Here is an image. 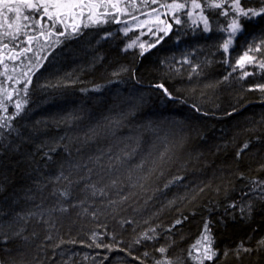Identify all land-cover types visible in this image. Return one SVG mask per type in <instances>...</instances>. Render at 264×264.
<instances>
[{"label": "trees", "instance_id": "16d2710c", "mask_svg": "<svg viewBox=\"0 0 264 264\" xmlns=\"http://www.w3.org/2000/svg\"><path fill=\"white\" fill-rule=\"evenodd\" d=\"M245 30L263 31L264 21L246 22ZM170 40L163 36L140 56L124 49L121 36L104 39L93 64L69 65L76 81L29 88L24 111L9 120L14 130L0 129V264H64L61 253L90 244L94 230L108 229L127 246L144 223L156 227L155 243L189 257L206 220L217 255L205 264H264V185L257 186L264 181V94L225 81L220 63L198 78L167 74L159 56ZM116 83L122 94L100 91ZM15 103H7V117ZM177 175L182 180L165 188ZM251 194L259 197L247 205ZM42 212L51 213L49 232L29 216ZM153 244L140 247L152 251Z\"/></svg>", "mask_w": 264, "mask_h": 264}, {"label": "rangeland", "instance_id": "374dc122", "mask_svg": "<svg viewBox=\"0 0 264 264\" xmlns=\"http://www.w3.org/2000/svg\"><path fill=\"white\" fill-rule=\"evenodd\" d=\"M245 1L254 2L256 0ZM168 3H171V0H121L120 7L123 8L127 4V12H122L120 18H118V22L112 20L99 26L87 27L81 30L78 35L71 38L68 37V41L64 40L58 44L56 41L50 46L37 44L33 53L23 54L17 56L16 59L5 61L0 67V87L6 88L9 94H13L12 100L18 102L27 96L23 90V84L27 80L24 73L31 76L29 88L32 87L35 92H45L47 89L70 84L76 81V79L73 77V72L68 71L69 65L80 62H90V64H93L97 60L95 48L102 40L121 36L126 39L125 46L132 41H136V45L133 48L126 49L124 46V49L139 54L142 51L140 45L148 48L149 45H153L160 37L165 35L168 23L171 25L168 34L171 36V40L167 47L164 50L162 49L163 51L159 56V63L167 74L178 78H198L205 67L213 63H220L227 67L228 82L245 92L249 91L248 89L254 85L264 84V70L259 67V63L264 62V53H250V55H254L257 59L255 65H246L244 69L237 68L236 72H233L232 67L229 66H235L236 60L249 48L253 40L258 42L261 38H264V30H258L257 33H250L245 30L239 36V39L235 41L230 55L226 56L222 51H218L216 47L218 43L222 42L220 33L213 31L206 34L196 30L187 17H182V20L186 21L185 23L177 24L171 10L167 7H165L164 11L168 21L165 20L164 11L161 9V6ZM9 6L16 7L15 0H11ZM260 6L259 3L257 8ZM150 10L153 11L134 18V16ZM3 11L9 15L10 19L8 22L13 23L14 27L16 23L21 25V32L15 40L4 37L3 43L0 44V52H4V49H6V53H8L10 47L5 48L3 44H14L17 41L25 42V38L33 33L36 26L34 17L36 14H42V10L40 13H33L29 20H23L22 16L18 18L15 13H8L7 7H4ZM212 20L214 22H223L221 17H216ZM259 21H264V17H256L250 22L257 24ZM85 22L88 21L85 20ZM0 24H4L3 17H0ZM25 24L28 27L24 28L23 25ZM125 29L128 30L127 33ZM11 30L7 28L6 24L3 29H0V31ZM109 33L111 35H108ZM76 44L82 45V50L80 49V51L83 52L78 53V55L74 52ZM225 59H228V63L224 62ZM194 67L196 71H193ZM244 71H248L252 75L241 80L239 77ZM230 73L231 75H229ZM9 77L12 79H9ZM116 84L118 85L115 88L110 84L100 91H104L107 94H122V85ZM97 91L95 92L97 93ZM254 91L258 93L259 97L262 96L259 90ZM0 99H3V96H0ZM0 113L2 117H7L8 112L6 114V112L0 110ZM37 122L48 123V120L40 118ZM64 192L66 191H59L60 194ZM66 196L61 195L62 199H68ZM258 197L259 195L257 194H251L246 199L245 204H250L252 199ZM57 208L60 213L66 211V206L62 205L61 201H58ZM29 216L35 217L41 225L46 227L47 232L52 230L51 213L42 212L40 216L37 214ZM119 224L121 225L120 222ZM121 227L123 228V226ZM149 229H155L154 233L149 232V235H153L155 238L156 227L147 223L135 226L134 232H136V237L127 246H125L124 240H118L117 236L108 231V229L94 230L90 236V244H85L84 246L79 244L76 247V251L69 254L68 252L61 253L63 254V262L64 264H155L156 260L162 258L161 253L157 249L163 246L160 242L158 244L155 243L154 238L150 240L141 239L142 234ZM48 238H51V234L48 235ZM137 239H141V242L138 244L135 242ZM147 242H154L153 246L156 249L151 247L152 251H150L147 246H143L141 249L140 246ZM105 246H109L111 250ZM138 247L139 249H137ZM165 247H167V252L164 255L171 264H196V261L182 253L171 254L170 248H173L172 244H168ZM200 251L202 252L203 249L201 248ZM196 255L198 253L195 250L193 256ZM213 264H217L216 261Z\"/></svg>", "mask_w": 264, "mask_h": 264}, {"label": "snow or ice", "instance_id": "6c2138e0", "mask_svg": "<svg viewBox=\"0 0 264 264\" xmlns=\"http://www.w3.org/2000/svg\"><path fill=\"white\" fill-rule=\"evenodd\" d=\"M11 0H0V17H3L4 24H0V29L5 27V24L8 29L11 31H0V44L3 43V38L8 37L11 40H15L20 32L21 25L19 23L14 24L9 23V15H7L3 8L7 7L8 13H15L19 18L22 16L23 20H29L33 13H40L42 10V15L46 16L49 21H51L50 28H56L57 24H62L65 26L64 32H59L60 36H68L71 38L74 35H78L82 28H87L91 26H99L104 23L111 22L116 20L118 22V17L114 15V12H127V4L123 8L120 7L121 0H15L16 7L9 6ZM260 7L252 8L245 6V0H171V3L162 5L171 10L175 23L181 24L186 21L182 20V17H187L191 21V24L195 26L196 30L202 31L203 33H211L213 31L221 34V41L216 45L218 51H222L226 56L230 55L234 43L239 36L242 35L245 31L246 22L252 21L256 17H264V0H259ZM217 16L223 19V22L213 21L211 17ZM87 20L88 22H85ZM24 28L28 25H23ZM171 28V25L168 26ZM71 29L69 32L68 29ZM127 29L125 32L127 33ZM52 33L49 32V35ZM40 35H44L43 32ZM108 35H111L109 33ZM167 35V32H165ZM160 37L159 39H162ZM35 39V37H29V41ZM157 40V43L159 42ZM56 43H60L59 40ZM136 45V41H132L127 44L126 49H131ZM3 47L7 48V44H3ZM142 51L140 56H143L148 48L154 47V45H149L148 48H145L144 45H140ZM32 51L31 48L22 49L21 52L16 53L15 56L10 57L11 59H16L17 56L22 55L24 52ZM264 53V38H261L258 42L253 40L249 48L236 60L235 66L229 65L232 67V71L236 72L237 68L244 69L246 65H255L257 59L254 55L250 53ZM225 63H228V59H225ZM260 69L264 70V62L259 63ZM127 69H122L126 71ZM193 71H196V68H193ZM27 77V80L23 84V90L25 95H27L29 85L31 83V76H28L27 73H24ZM119 73H113V76H118ZM231 75V73L229 74ZM252 75L248 71H244L243 74L239 77L241 80ZM228 76L224 77V80H228ZM9 79H12L9 77ZM157 88L161 89L166 96H171L168 89L164 87L163 84L156 85ZM99 86H97V89ZM249 91L259 90L264 94V84H257L248 89ZM0 96H3V99H0V110L7 112V103H11L13 94H9L6 88L0 87ZM7 102V103H6ZM28 103L27 99L18 101L15 103V113L13 116L5 117L0 119V129L8 128L9 130H14L11 128L9 120L15 116H19L24 111V106ZM2 135V133H0ZM248 148V144H244L242 148L237 152V157H239L242 152ZM129 155V154H126ZM166 153H161L160 161L164 162ZM119 159V158H118ZM143 163V162H142ZM141 165H137V168H140ZM264 167V166H262ZM153 168L150 171H155ZM161 175L163 173L161 172ZM182 180V177L177 175L172 177L164 187L167 188L172 184L178 183ZM117 184L116 181L112 182V187H115ZM264 185V181L258 182L257 186L261 187ZM93 190V195H96L95 186H90ZM261 191L264 192V187H261ZM101 195H106L104 189L99 190ZM61 195H67V192L61 193ZM128 197H122V200H126ZM264 199V196L261 197ZM112 203H115L114 201ZM233 207V206H230ZM245 210L241 209L243 213ZM247 211H251L249 207ZM176 224H180L181 221L177 220ZM210 221H205L203 230L201 232L200 238L196 241V244L192 245V249H195L198 255L193 256L192 251L189 250V257L196 261V264H205V261H212L216 257L217 253L213 247V235L212 229L210 227ZM149 232L154 233L155 229H149L147 232L142 234L141 239H153V235H149ZM19 235V234H17ZM141 239H137L135 242L138 244L141 242ZM259 245L264 247V239L259 241ZM100 246V245H98ZM109 247V246H105ZM203 249L201 252L200 249ZM239 248H242L244 251H251V249L243 248L241 244ZM109 250L111 248L109 247ZM161 253L162 258L155 261V264H171L168 258L164 255L167 252V247H161L157 249ZM147 255V253H145ZM227 255V253H225Z\"/></svg>", "mask_w": 264, "mask_h": 264}, {"label": "flooded vegetation", "instance_id": "af4514ba", "mask_svg": "<svg viewBox=\"0 0 264 264\" xmlns=\"http://www.w3.org/2000/svg\"><path fill=\"white\" fill-rule=\"evenodd\" d=\"M163 8V6H161V9ZM153 10L144 12L142 14L145 13H150ZM122 12H114V15H116L118 18H120ZM142 14H139L135 17H139ZM34 20H36V26L34 27L33 33H31L30 35H28L25 38V42L24 41H17L14 44H9L8 46L9 51L8 53H6V49H4V52H0V67L1 65L5 62V61H9L12 56H15L16 53L21 52L22 49H27V48H31L32 51H28V52H24L23 54H31L33 53V50L35 48V46L38 45H42V46H50L53 42L59 40L61 41H68V36H60L58 35L59 32H64L65 31V26L62 24H57L56 28H50L51 25V21H49L47 19L46 16H43L42 14H38V16L34 17ZM166 20V19H165ZM85 28H82V30ZM68 31L70 32L71 29L69 28ZM43 32L44 35H40V33ZM49 32H51L52 34L49 35ZM29 37H35V39H32L31 41H29ZM22 54V55H23ZM21 56V55H20Z\"/></svg>", "mask_w": 264, "mask_h": 264}, {"label": "water", "instance_id": "95a60500", "mask_svg": "<svg viewBox=\"0 0 264 264\" xmlns=\"http://www.w3.org/2000/svg\"><path fill=\"white\" fill-rule=\"evenodd\" d=\"M162 9H163V11H164V10H165V7H163ZM164 17H165V19L167 20V15H166L165 11H164ZM169 25H170V24L168 23V24H167V31H166V32H167V35H164V37L168 36V34H169V29H170V28L168 27ZM161 40H162V39H160L158 43L156 42L155 44H153L154 47H156V46L161 42ZM154 47L148 48V51H147V52L151 51ZM147 52H146V53H147Z\"/></svg>", "mask_w": 264, "mask_h": 264}]
</instances>
